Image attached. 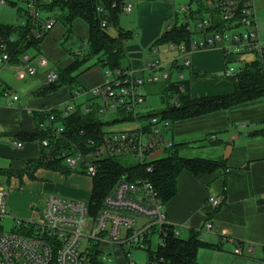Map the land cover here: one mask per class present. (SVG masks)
<instances>
[{
  "label": "built area",
  "instance_id": "2783aa9c",
  "mask_svg": "<svg viewBox=\"0 0 264 264\" xmlns=\"http://www.w3.org/2000/svg\"><path fill=\"white\" fill-rule=\"evenodd\" d=\"M52 1L25 0L29 9L27 16L30 27L37 39L47 34L58 22L55 15L46 9ZM6 4V0H0V6ZM201 4L203 7L201 15H197L195 13L197 9L192 10L189 5L176 11V15L184 13L187 21L182 24L193 38L187 44L166 45L168 52L176 54L172 62L164 64L158 59L147 61L143 66L145 76H137L130 67L115 70L104 68L106 76L104 84L90 90L72 91V99L88 97L85 112L90 110L92 103L97 102L100 105V115L109 110L121 111L131 116L132 120L123 122L130 126L127 129L113 131L111 125L106 126L97 140L90 139L80 149L72 145V152H62L60 156L65 157L69 169L76 171L81 167V172L93 179L98 172L97 162L110 157L129 156L137 159L139 164L147 165L146 170L151 173L149 164L155 161L151 156L157 151H161L163 155L165 150L171 149L174 144L168 137L172 130L169 121L159 116H145L150 111L143 110L145 103L143 88L146 84L160 81L175 83L184 80L181 72L174 66L177 67L178 63H181L182 68H188L190 62L187 55L191 51L217 48V43L223 42L218 48L223 51L226 59L251 54L254 55L255 61L264 67V43L260 41L256 32L253 0H204ZM116 6L118 3L114 2L112 7ZM98 11L102 12V8ZM131 11V4L127 0H122L121 13L130 14ZM42 14L48 17L41 19ZM18 25L26 26L27 21H21ZM105 25L106 21H103L102 26ZM171 28L172 23H169L165 29ZM197 35L202 37L201 42L195 41ZM150 52L155 57L159 55L157 47H152ZM31 63L36 65L33 67ZM16 67L19 71L34 76L38 69L47 70L48 63L42 55L24 54ZM9 68L11 64L7 45L0 42V73ZM234 75L232 68H227L224 73L226 78ZM57 80V72L47 73V85L54 84ZM1 98L10 99L11 102L19 100L12 89L0 81ZM169 102L174 106L179 105L175 98H171ZM52 110L45 111L48 118L39 125V130L60 138L64 128L56 120ZM60 110L68 114L73 112L74 108L64 105ZM211 140H214V137ZM11 145L16 149L23 148V144L18 141H11ZM40 146L42 149H48L49 140H42ZM83 149L89 151L85 152ZM7 196L8 190L0 187V220L8 215ZM222 199L209 196L206 203L216 209L221 205ZM211 228V223L207 222L203 226V231L209 233ZM171 230L174 236L180 235V227L167 223L165 204L152 183L144 179L131 182L123 177L104 198L101 210L94 217L90 215L89 201L48 196L39 220H16L14 231L11 233L3 232L0 228V264H90V254L94 245L100 251V259L104 263L111 262L113 258L112 252L104 251L103 246L108 248L117 246L124 252L125 264H135L128 260L130 251L126 250L127 248L147 251V264H164L157 251ZM232 243L235 244V249L230 264H233L236 258L264 264V254L261 259L252 257L255 253L252 245ZM151 247L154 249L151 250Z\"/></svg>",
  "mask_w": 264,
  "mask_h": 264
},
{
  "label": "crops",
  "instance_id": "0c3cea01",
  "mask_svg": "<svg viewBox=\"0 0 264 264\" xmlns=\"http://www.w3.org/2000/svg\"><path fill=\"white\" fill-rule=\"evenodd\" d=\"M253 4L256 32L260 41L264 43V0H253ZM148 5L153 4H143L138 13V27L142 31L140 35H136L139 36V43L126 46L125 67L133 69L137 76L146 75L143 66L151 59L169 64L176 57V54L168 52L167 48L165 53L175 55L167 57L164 53L165 58H162L160 55L155 57L150 52L153 43L166 30L164 22L172 17L173 12L176 15V11L165 4L159 6L163 7L162 13H148L145 11ZM80 21L84 22L76 19L70 27L60 22L62 25L60 37L58 35L49 37L60 38L51 50L47 49L44 52L42 45L54 27L43 38L39 54L31 51L30 56L45 57L48 63L45 72L37 71L34 76H29L26 72L19 71L17 67L9 68L14 72L12 76L14 84H11L12 81H9L8 77L4 79L3 84L11 88L19 100L11 102L10 99H0L3 100L0 104V159L8 162V167H0L1 169L10 168L15 172H23L28 168L29 162L39 159L40 142L25 141L20 137L36 131L34 113L61 109L62 106L69 105L67 101L72 99L73 90H90L105 83V71L99 64L101 56L99 55L88 63H82L73 73L75 84L63 86L59 92L40 94L41 89L47 85L49 71L56 72L69 67L78 52L80 60L87 55L89 51L87 44L84 53L79 50L80 47L77 48L78 41L83 47L85 39L75 40L72 34L74 26ZM85 25L87 42L89 27L86 23ZM71 48H76L77 51H72ZM187 58L190 66L182 68V64L178 63V67L182 68L180 72L183 79L188 82L189 97L192 100L229 95L233 92V83L228 81L224 73L229 63L236 62L238 57L226 59L220 48H211L191 51ZM35 65L31 63L33 67ZM39 76H44L42 81L36 79ZM87 80L91 82L84 85ZM86 101L88 98L74 110L84 111ZM234 135L238 137L231 144L232 152L224 168L199 176H193L185 171L180 173L177 178V193L165 204L167 223L180 227L190 236L191 232L199 235L203 232L204 224L209 222L212 228L208 234L205 233L206 239L210 238L220 243L226 241L249 244L254 250H260L264 254V101L258 100L199 119L176 122L172 125L168 137L175 145L183 144L181 150L199 149L204 156L203 159L220 161L223 160L229 138ZM212 137L214 140H211ZM203 140L216 146L207 148ZM11 141L21 142L23 148H14ZM12 178L19 181L15 185L18 189L22 185V179L28 177L24 175ZM35 178L41 180L39 185L46 196L44 199L48 196H58L76 201L90 200L92 179L86 175L41 168L33 172V179ZM209 196L222 197L221 205L216 209L211 208L206 203ZM7 199L9 210L16 217L33 221L41 216L43 206L38 207L32 201L29 202L21 192L8 191ZM205 238L202 240L205 241ZM104 247L106 246H103V250Z\"/></svg>",
  "mask_w": 264,
  "mask_h": 264
},
{
  "label": "trees",
  "instance_id": "16d2710c",
  "mask_svg": "<svg viewBox=\"0 0 264 264\" xmlns=\"http://www.w3.org/2000/svg\"><path fill=\"white\" fill-rule=\"evenodd\" d=\"M114 2H117L118 6L113 8L112 4ZM198 3V9L195 13L201 15L203 7L200 2ZM121 4L122 0H53L51 4L46 6V9L55 15V19L67 27H70L76 19H81L88 25L89 38L87 45L89 51L82 60H80L79 55H75V60L69 67L57 70V82L44 86L40 94L48 95L58 91L63 86L75 84V78L72 77L73 73L82 63L99 55H101L99 64L102 68L110 70L125 68L122 63L126 60V45L133 38V34L118 26ZM99 8H102V12L98 11ZM176 18L177 15L175 21ZM103 21H106L104 27L102 26ZM30 26L29 19L27 25L23 27L18 24L16 26L0 25V42L7 45L10 64L13 67L20 64L22 55L31 51L39 54V46L46 34L37 39ZM109 27L117 29L115 37L108 34ZM11 38L13 41H11ZM192 38V34L186 30V27L177 22L172 24L170 30H165L152 46L187 44ZM174 68H178L179 71L182 70L178 66H174ZM228 79L233 83L231 94L196 100L189 97V85L186 80L165 83L166 86L163 88L162 94L165 102L168 100L166 107L159 112L150 111L145 116H159L173 125L176 122L199 119L254 103L258 100L264 101V67L259 62L245 63L233 77ZM171 98H175L179 105L174 106L171 104L169 102ZM99 107V103L94 102L88 112L76 109L68 114L60 109H53L52 114L55 115L56 120L64 128V133L60 138L39 130V125L47 120L48 113H34L36 131L29 135L23 134L20 137L25 141L41 142L48 139L50 147L48 149L41 148L39 159L29 162L25 171L15 172L10 168H0V176L9 180L12 177L20 178L26 175L28 178L33 179V172L41 168L71 173L72 170L63 165L65 157L60 156L62 152H72V145L78 146V149H80L90 139L97 140L106 126L132 120L131 116L117 111L116 119L113 122H102ZM182 146L183 144H174L166 157L151 162L149 164L152 170L151 173L147 172V165H122L116 157L105 158L97 162L98 172L92 179V192L89 200L90 215L92 217L96 216L102 208L104 198L112 192L123 177L131 182L140 179L148 180L152 183L161 201L166 204L177 193V178L181 172L185 171L193 176L211 174L224 168L227 161L185 158L179 153ZM83 151L87 152L89 150L83 149ZM203 247H213V245L199 239L196 232H191L187 239H182L179 236H174L171 230L164 238L162 246L158 248L157 254L164 264H196V254ZM90 264H103L100 262V251L95 245L90 254Z\"/></svg>",
  "mask_w": 264,
  "mask_h": 264
},
{
  "label": "rangeland",
  "instance_id": "374dc122",
  "mask_svg": "<svg viewBox=\"0 0 264 264\" xmlns=\"http://www.w3.org/2000/svg\"><path fill=\"white\" fill-rule=\"evenodd\" d=\"M7 4L5 6H0V25L3 26H16L19 24L21 21H28V12L29 9L26 5L25 0H6ZM204 0H171V2H167L164 0H157V1H147V0H127L128 3L131 4L132 6V11L130 14H125L121 13L118 19V26L123 29L124 31H130L133 34V38L127 43L128 44H134V43H139V36L136 37V35L141 34V29H139V17L138 13L143 7V4L149 3L153 5H148L145 9L146 12L148 13H162L163 7H159L162 5H169L172 8H174L175 11H178L180 7H184L189 5L192 10L198 9V2L203 3ZM48 16L45 14L41 15V19H46ZM176 15H174V12L172 14V17L169 20H166L164 22L165 27L169 23H186L187 19L184 16V13H179L177 15L176 21H175ZM73 23V22H72ZM86 25L84 22L80 21L78 22L74 28H73V38L75 40L77 39H85L83 42H85L84 46H80L81 42L78 41V46L77 48L80 47V51L84 53L87 49L86 47V40H87V34H86ZM62 31V25L60 22L56 26H54L53 30L50 32L48 36H46L42 48L44 52H46L47 49L51 50L54 47V44L58 42V39L60 38H49L52 35H58L60 37V33ZM108 34L112 37H115L117 35V29L115 27H109L107 30ZM72 38V37H71ZM195 41L201 42L202 38L200 36H195ZM72 41V40H71ZM41 42V44H42ZM223 42H218L217 43V48L222 46ZM56 45V44H55ZM126 45V46H127ZM159 50V55L162 58L164 56V51L166 50L165 45H160L157 47ZM72 51H77L76 48H71ZM29 55H32V52L29 53ZM175 54H167L165 53V56L171 57ZM94 60V58L90 59L87 61L90 62ZM252 61H255L254 55L251 54H246L243 55L242 57H238L236 62H231L228 65V68H232L234 70V73L236 74L239 70V68L244 65L245 63H251ZM126 60L123 61V65H126ZM46 70H41L38 69V73L45 72ZM13 74L14 72L11 69H4L0 73V81L2 83L4 82V79L8 77V80L12 81L11 84H14L13 82ZM44 76H39L36 79H40L42 81ZM28 81V80H27ZM31 81V80H30ZM231 81V80H228ZM91 81L87 80L84 85H88ZM166 86L165 82L160 81L158 83L154 84H146L143 88L144 93H145V98L146 101L144 103L143 110L146 111H154V112H159L163 110L167 102H165L164 95L162 94L163 88ZM75 89V88H73ZM60 89L57 91L59 92ZM87 96H82L80 98H73L69 99L67 101V104H69L72 108H75L77 105H79L81 102H83L85 99H87ZM3 102V100L0 101V104ZM100 119L102 122H113L114 119H116V111H111L109 110L105 114L100 115ZM113 125V126H112ZM111 125V130H124L130 127L128 124L125 123H118V124H112ZM230 140V138H229ZM204 146L207 148H212L215 147L216 145H211L209 142H206V140H203ZM171 149L165 150L164 154L162 155L161 158L166 157ZM180 155L185 158H204L202 154L200 153L199 149H184L181 150ZM206 158V157H205ZM117 161L121 163L122 165L126 166H132L139 164V161L133 157L129 156H120L116 157ZM147 163H150V161H147ZM63 165L67 167V163L64 160ZM0 167H8V162L1 160L0 159ZM82 169L81 167H78L76 171H72L71 174L74 175H80L84 176V174L81 172ZM89 178V177H88ZM17 178H12L7 180L5 177L0 176V187H3L4 189L8 190L9 192H21L26 199L33 202V204H36L38 207H42L44 202H45V195L43 193V188L39 185L41 180L39 178L35 179H28V178H23L22 179V185L20 188L16 189L15 185L18 184ZM63 198V197H62ZM67 199V198H64ZM81 202H88V201H81ZM6 211L8 213L7 217L3 218L0 220V228L3 232L6 233H11L14 231L15 227V221L20 220V221H30L28 219H21L13 215V213L9 210V205H8V199L6 200ZM40 217H36L33 219V221L39 220ZM19 230V229H18ZM17 230V231H18ZM179 237L182 239H187L188 234L187 232H184L183 230H179ZM206 232H201L199 234V239H201V235L203 238H205L207 235H205ZM124 234V232H122ZM208 234V233H207ZM202 238V239H203ZM201 239V240H202ZM206 239V238H205ZM205 242L213 245V247H203L200 248L196 254L195 257V262L196 264H230L231 261L234 258L233 252L235 249V244L229 243V242H218L215 240H212L210 238L206 239ZM130 251L128 260L130 262H134L135 264H147L148 260V253L147 251L144 250H139V249H131L127 248L126 250ZM154 247H151V250H153ZM111 250L112 252V261L111 262H102L100 259V262L103 264H125V255L124 252L117 246H113L112 248L104 247V251ZM117 253V254H116ZM253 258L255 259H261L263 257V254L260 250H255V253L252 255ZM233 264H258L255 261H248V260H243L241 258H236L234 259Z\"/></svg>",
  "mask_w": 264,
  "mask_h": 264
},
{
  "label": "water",
  "instance_id": "95a60500",
  "mask_svg": "<svg viewBox=\"0 0 264 264\" xmlns=\"http://www.w3.org/2000/svg\"><path fill=\"white\" fill-rule=\"evenodd\" d=\"M237 135H234L230 138L228 145L225 147L224 149V153H223V160L226 161L229 159L231 152H232V142L235 141L237 139ZM162 156V152L161 151H157L154 155L151 156L152 160H156L158 158H160Z\"/></svg>",
  "mask_w": 264,
  "mask_h": 264
}]
</instances>
